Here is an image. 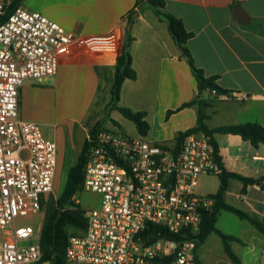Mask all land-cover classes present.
I'll return each instance as SVG.
<instances>
[{"label": "crops", "instance_id": "1", "mask_svg": "<svg viewBox=\"0 0 264 264\" xmlns=\"http://www.w3.org/2000/svg\"><path fill=\"white\" fill-rule=\"evenodd\" d=\"M234 1L165 0L166 11L181 19L186 30L193 34L187 47L196 66L206 76H216L217 84L231 91L228 96L202 94L210 102L204 108L205 124L210 129L247 123L264 127V32L261 30L264 0ZM236 6L245 10L250 19L248 24L234 18ZM22 7L77 35H106L112 31L120 34L121 49L124 45L128 47L136 79L124 81L118 105L145 113L150 131L144 139L173 146L179 132L197 126L198 105L177 111L167 119L169 110H177L196 97L197 82L167 23L147 3L137 7V0H25ZM115 70L116 62L76 51L60 63L56 75L23 83L19 117L42 125L43 135L56 143L57 171L66 163L70 169L77 163L89 132L105 117ZM123 120L126 118L114 110L103 126L127 134L121 124ZM136 133L141 137L137 129ZM214 139L229 172L262 178L260 184L250 185L244 191L241 182L231 180L225 201L264 219V145L254 147L239 135L215 134ZM223 212L227 211L219 213L216 227L236 237L238 240L232 242L246 249L242 255L233 251L241 264H264L263 235L241 219L238 232L226 233L218 226ZM212 235L197 250L200 264H206L202 249ZM245 255H249L248 261L243 259Z\"/></svg>", "mask_w": 264, "mask_h": 264}, {"label": "built area", "instance_id": "2", "mask_svg": "<svg viewBox=\"0 0 264 264\" xmlns=\"http://www.w3.org/2000/svg\"><path fill=\"white\" fill-rule=\"evenodd\" d=\"M8 6L0 0V264H39L43 226L15 221L43 214L54 192L57 145L37 123L20 119V89L26 80L56 75L76 51L117 63L122 43L116 31L81 36ZM87 140L84 190L100 202L86 210L87 228L69 237L67 261L195 264L197 237L216 203L196 193L198 179L222 172L212 137L191 133L177 147L100 130Z\"/></svg>", "mask_w": 264, "mask_h": 264}, {"label": "trees", "instance_id": "3", "mask_svg": "<svg viewBox=\"0 0 264 264\" xmlns=\"http://www.w3.org/2000/svg\"><path fill=\"white\" fill-rule=\"evenodd\" d=\"M24 1L25 0L9 1V12H12L18 7L22 6ZM144 2L151 7V9L160 19L167 23L169 32L181 51V56L187 60L197 82L198 93L196 97L190 102L184 103L177 110H169L167 112L168 119L173 113L191 105H198L199 107L197 126L184 132H179L174 139L175 146L179 147L187 135L196 132H203L204 134L212 137L217 151V159L222 168L221 174L218 175L220 186L217 193L213 195L216 203L213 207V210L205 215L202 230L197 237L195 264H200L197 250L211 234L217 235L222 240L224 250L230 260L234 264H241L239 258L231 248V242L237 241L238 239L234 236L224 234L216 227L217 217L221 211L230 212L236 215L239 219L249 222L264 237V219H259L256 216L242 211L225 201V193L231 180L241 182L244 191L250 185H254L256 183L260 184L262 178L253 179L244 177L234 172H229L222 163V157L219 154L218 144L214 139V135H239L243 140L249 141L254 147H258L260 144L264 145V127L259 123L224 126L214 129L207 127L205 124L206 115L204 114V108L209 106L210 102L204 100L202 98V94L205 92L211 93L212 91H215L218 96H228L231 91L221 88L217 84L216 76L208 77L201 68L196 66L193 56L187 47V42L193 37V34L186 30L181 19L166 11L165 0H137V7L141 6ZM234 2L236 3V0ZM261 30L264 32V25ZM127 79H136V73L132 69V59L128 51V47L124 45L116 63L115 78L111 89V101L106 107L105 117L103 120H100L89 132V135L92 138L98 131L106 130L103 126L104 121L110 117V113L114 110L119 111L126 119L132 121L141 137H146L148 135L150 131V125L145 120V113L133 112L128 108H123L118 105L123 83ZM90 146L91 142L86 140L81 154L78 157L77 163L69 170L61 195L55 201L53 200L50 202L49 208L44 217L41 232L40 244L43 257L39 264H72L69 263L66 258V249L68 246L69 237L72 234L84 231L87 228V211L81 206L79 202H77L75 196L78 193L84 191V169Z\"/></svg>", "mask_w": 264, "mask_h": 264}, {"label": "rangeland", "instance_id": "4", "mask_svg": "<svg viewBox=\"0 0 264 264\" xmlns=\"http://www.w3.org/2000/svg\"><path fill=\"white\" fill-rule=\"evenodd\" d=\"M121 124L125 133H127L131 137H135V138L139 137L136 133V127L132 121L126 119L121 121ZM75 157L73 159L76 162ZM72 161L73 160H71V163ZM69 166H70L69 163H66L64 164V167L58 169L54 182V192L48 197L43 208V214L32 217L18 218L15 221L16 227L31 226L35 230H39L43 226L44 217L49 208L50 202L53 200L55 201L61 195V192L64 189L68 176V171L70 169ZM219 185H220V180L218 175H210V176L202 175L198 179V186L196 187V193L199 195H209L211 193H214L218 189ZM75 199L77 200V202L81 203V206L85 210H91L98 207L100 202V196L98 194L88 192L85 190L83 192L78 193L75 196ZM241 224L242 221H240V219L236 217L234 214L229 212H223L218 226L226 233H236L239 231ZM231 245L233 246L232 250L241 253V255L246 250L239 244L232 242ZM202 254L204 255L206 264H233L230 261V259H228L225 253L222 240L215 234L208 239V243L206 244L204 249H202ZM243 259H245V261H248L249 255L243 256ZM44 264H50V263H44ZM72 264H89V263H72Z\"/></svg>", "mask_w": 264, "mask_h": 264}, {"label": "water", "instance_id": "5", "mask_svg": "<svg viewBox=\"0 0 264 264\" xmlns=\"http://www.w3.org/2000/svg\"><path fill=\"white\" fill-rule=\"evenodd\" d=\"M233 16L242 24H248L250 22L248 15L241 6H236L233 9Z\"/></svg>", "mask_w": 264, "mask_h": 264}]
</instances>
